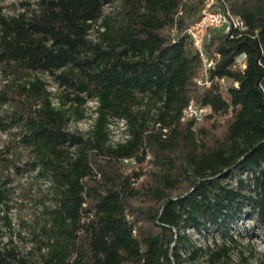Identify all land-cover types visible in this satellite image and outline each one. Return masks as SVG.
Masks as SVG:
<instances>
[{
	"label": "trees",
	"instance_id": "16d2710c",
	"mask_svg": "<svg viewBox=\"0 0 264 264\" xmlns=\"http://www.w3.org/2000/svg\"><path fill=\"white\" fill-rule=\"evenodd\" d=\"M113 3L118 12L103 16ZM202 3L37 0L30 14L0 16V68L47 74L63 92L55 106L36 77L2 95L12 109L1 129L17 130L24 153L16 173H34L52 191L40 264H216L228 248L197 247L188 231L225 238L246 206L264 232V0H225L244 29L209 32V79L229 83L203 90L185 33ZM191 100L209 109L199 127L181 121ZM90 101V130L70 133ZM118 122L124 138L112 143L109 128ZM232 176L235 186L225 182ZM0 264L34 263L0 241Z\"/></svg>",
	"mask_w": 264,
	"mask_h": 264
},
{
	"label": "rangeland",
	"instance_id": "374dc122",
	"mask_svg": "<svg viewBox=\"0 0 264 264\" xmlns=\"http://www.w3.org/2000/svg\"><path fill=\"white\" fill-rule=\"evenodd\" d=\"M37 0H0V16L5 18L16 17L20 14H30L36 9ZM187 4H195L196 0H185ZM119 10V3L107 5L103 9V16H113ZM181 13L179 12V15ZM200 10L197 13L199 18ZM198 20V19H197ZM99 23L93 26L89 39L97 41V30ZM174 30L170 31L171 36ZM239 59V58H238ZM40 78L48 86L51 92L52 102L58 106V99L62 91L55 86V83L47 74L32 73L21 76L9 75L0 68V150L6 151L8 155V170L5 171L4 181L6 184V205L0 206V241L3 244H11L18 253L29 262L40 264L42 255L45 254L46 234L43 227L46 224L44 208L52 207V191L48 184L41 182L34 173L18 175L14 166L24 162V153L17 144V130L10 129L3 131L1 128L6 116L11 113V103L3 104L2 95L6 92L17 89V86L33 78ZM228 81L222 86L228 85ZM94 101L88 102L82 109V118L77 119L74 115L68 125V131L74 134L86 135L93 123ZM209 113L207 109L206 114ZM202 124L198 123L197 127ZM110 139L112 143L119 142L124 138V126L122 122L110 126ZM225 182L236 185V177L232 176ZM6 216L7 219H3ZM228 235L224 238L220 232L210 230L201 235L192 230L188 231L189 237L197 247L217 249L228 248V258L216 264H262L264 262V232L261 231L254 221V214L249 207L242 209L240 218H237L228 227ZM229 237L232 238L229 239ZM183 257L185 255L180 253ZM183 264H191L184 262ZM194 264H205L202 260Z\"/></svg>",
	"mask_w": 264,
	"mask_h": 264
},
{
	"label": "built area",
	"instance_id": "2783aa9c",
	"mask_svg": "<svg viewBox=\"0 0 264 264\" xmlns=\"http://www.w3.org/2000/svg\"><path fill=\"white\" fill-rule=\"evenodd\" d=\"M232 27L244 29L243 23L230 13L225 5V0H203L198 20L185 30L190 47L198 54L200 59L201 70L199 78L196 80V85L201 90L210 88L213 82H217L220 85L225 82L224 78L209 79V72L215 66L214 60L209 58L204 49L209 32L222 30L224 33H228ZM244 58L245 56L241 55L238 62L241 63ZM206 111V107L191 100L183 111L181 121L187 122L191 120L198 125L205 116Z\"/></svg>",
	"mask_w": 264,
	"mask_h": 264
}]
</instances>
